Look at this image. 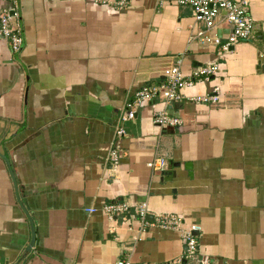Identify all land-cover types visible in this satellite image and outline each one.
Listing matches in <instances>:
<instances>
[{"label":"crops","instance_id":"obj_1","mask_svg":"<svg viewBox=\"0 0 264 264\" xmlns=\"http://www.w3.org/2000/svg\"><path fill=\"white\" fill-rule=\"evenodd\" d=\"M95 1L17 0L20 52L0 38V264L182 256L177 230L138 234L135 221L102 211L112 202L198 226V259L264 264V0H249L252 38L225 53L190 40L201 26L179 0ZM215 34L224 42L226 27ZM177 59L184 75L213 63L218 73L178 103L140 106L115 139L126 100ZM213 88L214 104L190 101ZM158 111L180 126L154 127ZM155 158L164 172L146 167Z\"/></svg>","mask_w":264,"mask_h":264},{"label":"built area","instance_id":"obj_2","mask_svg":"<svg viewBox=\"0 0 264 264\" xmlns=\"http://www.w3.org/2000/svg\"><path fill=\"white\" fill-rule=\"evenodd\" d=\"M7 7L0 12V38L7 42L12 53H18L22 47L21 30L18 23L17 0H6ZM95 4L110 5L107 0H96ZM178 4L190 9L192 20L201 26V29L191 36L190 40L197 41L200 45H212L220 52H227L229 47L252 38L253 22L249 16V0H179ZM126 0H116L111 6L122 8ZM221 27H226L227 34L221 42L215 32ZM181 61L177 59L171 66L161 71V80L155 85H143L126 100L118 115V125L114 128L113 136L121 139L124 134V125L135 116L137 108L152 101H159L163 106L182 101L181 91L192 87L199 82H207L218 73V64H207L194 67L188 75L180 69ZM217 88L212 89L210 95L193 98L190 101L197 104H214L217 102ZM151 124L160 128L175 129L180 126V120L158 111L151 115ZM118 158L115 149H112L106 163L111 166ZM165 159L155 158L146 163V167L157 173L165 171ZM102 211L109 217L122 214L124 219L133 220L137 224L136 233L142 234L149 227L172 229L179 232L182 244V256L176 260L160 264H211L206 259L197 258V237L200 231L198 226L184 225L175 215L156 214L148 218L145 204H138L133 208V214H128V207L119 203H108ZM92 212V211H90ZM113 264H133L128 259L118 258Z\"/></svg>","mask_w":264,"mask_h":264},{"label":"water","instance_id":"obj_3","mask_svg":"<svg viewBox=\"0 0 264 264\" xmlns=\"http://www.w3.org/2000/svg\"><path fill=\"white\" fill-rule=\"evenodd\" d=\"M10 178L12 179V176L10 174ZM30 224V223H29ZM31 226V225H30ZM31 228V227H30ZM32 239H33V231L31 230V242H32ZM31 247V243L29 244V246L26 248V250H29Z\"/></svg>","mask_w":264,"mask_h":264}]
</instances>
